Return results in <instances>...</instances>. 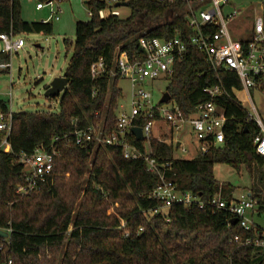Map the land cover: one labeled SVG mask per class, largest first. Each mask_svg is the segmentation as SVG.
<instances>
[{"label":"trees","instance_id":"trees-1","mask_svg":"<svg viewBox=\"0 0 264 264\" xmlns=\"http://www.w3.org/2000/svg\"><path fill=\"white\" fill-rule=\"evenodd\" d=\"M127 1L131 12L126 18H101L105 3L86 2L92 16L77 21L73 42L64 39L73 54L57 113H13L11 151L0 148V231L11 229L9 238L0 235V264H264V250L234 242L236 236L253 237L255 230L244 231L239 221L233 224L236 217L228 210L174 204L154 214L163 204L151 197L161 180L147 170L143 157L127 159L118 145L76 144V129L100 124L105 134L117 130L123 92L109 72L118 52L141 56L142 36L169 39L180 32L185 43L191 42L193 31L183 10L195 0ZM3 33L52 34L53 23L26 21L21 0H0ZM100 59L106 73L95 78L91 67ZM10 64L11 53L0 50V66L6 65L0 73ZM168 80L166 91L185 118L213 101L226 123L223 144L201 153L196 142L197 154L191 158L177 155V143L153 137L151 156L164 178L206 203L214 197L231 202L237 186L217 180L215 165L226 164L238 174L245 169L251 179L246 191L257 201L254 211L264 213V157L254 143L260 129L248 121L247 109L233 90L241 88L238 77L225 69L214 71L205 54L189 45ZM215 85L228 94L211 98L205 89ZM0 109L9 110L1 99ZM143 121L138 117L134 125L140 127ZM189 134L194 137L193 131ZM128 138L146 152L145 142L133 133ZM41 146L57 151L53 171L37 192L22 197L17 187L24 181V167L17 156Z\"/></svg>","mask_w":264,"mask_h":264},{"label":"built area","instance_id":"built-area-1","mask_svg":"<svg viewBox=\"0 0 264 264\" xmlns=\"http://www.w3.org/2000/svg\"><path fill=\"white\" fill-rule=\"evenodd\" d=\"M33 2L34 0H29ZM62 0H39L36 10H49L45 23L58 21L62 14L60 3ZM105 8L99 10V16L105 18L107 15L119 16L120 12L115 4L127 0H101ZM172 2L173 0H159ZM233 0H195L190 1L183 10L188 20L189 27L193 31L190 44L182 40L180 32L173 38L162 39L156 37H140L139 48L141 56L131 58L127 52H118L115 60V68L109 72L110 79H125L132 85L131 110L127 112L122 103L117 112V130L111 134L103 132L102 125H89L85 128L76 129L74 132L77 145H86L94 142L98 145H118L122 148L123 155L127 159L143 157L147 163V170L160 176V184L153 190L151 197L163 201V204L152 210L154 214L160 209H168L174 204L190 206L197 204L203 209L206 205L216 209H226L240 222L246 232L255 230L253 237L241 238L236 236L234 242L241 246H254L264 250V230L255 225L248 213L255 210L257 201L253 200L248 193L235 197L231 202L212 198L207 203L201 201L190 191H180L177 186L164 178V173L156 159L151 156L150 149L141 152L128 138L132 127L138 117L144 119L142 128L145 146H150L153 137L155 122H165L172 131L177 134L190 127L193 131L198 150L201 153L208 151L209 147L222 145L224 142L223 128L226 123L225 116L213 101L200 104L196 113L185 118L180 107L172 99L166 103H155L152 94L142 88L145 81H153L161 78L169 79L173 74L174 64L185 57L189 45L201 50L214 71L225 69L235 74L241 84L243 91L249 101L248 121L254 122L260 129V134L255 138L256 152L264 157V120L261 111L254 102V93L264 97V8L261 15L254 18L250 35L244 39H235L231 34V24L241 13L235 6ZM92 9L88 8L89 16ZM0 40L4 43L3 51L8 53L18 52L25 47L23 39H16L15 35L0 34ZM142 50V51H141ZM1 65L0 68H5ZM93 77L105 75L106 67L102 59L95 62L91 67ZM211 97H219L227 93L221 85H215L205 89ZM228 94V93H227ZM163 96V95H162ZM13 111L0 109V148L5 152L11 151L9 136L12 130ZM161 141H166L165 139ZM178 150L188 153V150L179 144ZM57 154L55 149L46 150L43 146L38 147L32 153H21L18 155L19 162L24 167V181L17 187V193L29 196L37 192L46 183L54 168V159ZM124 226V224L122 225ZM142 230V229H141ZM8 233L11 229L7 230ZM128 232L125 236H128ZM11 260L8 264H11Z\"/></svg>","mask_w":264,"mask_h":264},{"label":"rangeland","instance_id":"rangeland-1","mask_svg":"<svg viewBox=\"0 0 264 264\" xmlns=\"http://www.w3.org/2000/svg\"><path fill=\"white\" fill-rule=\"evenodd\" d=\"M29 0H21L22 17L29 22L45 21L49 16V10H36V3ZM88 0H62L60 7L62 14L58 21H52L53 33H22L16 35V39H23L25 47L17 53H11L10 69L0 73V99L11 107L14 113L17 112H55L60 109V97L47 98L44 96V88L55 78L63 77L65 70L73 54V47L66 46L64 39L75 40V27L77 21L90 19ZM241 10V13L231 24V34L235 39H244L250 35L254 18L261 15L264 8V0H233ZM121 17L130 15L129 6L118 7ZM4 43L0 40V50H3ZM169 80L165 78L145 81L142 88L152 94L153 101L159 102L166 91ZM118 87L123 92L120 104L127 112L131 110L132 85L128 80L119 79ZM238 99L245 108H249V101L243 91L237 93ZM254 102L261 111L264 120V97L254 93ZM180 133H171L170 127L163 121H157L153 127V135L157 139L178 143L182 137ZM190 139H182L183 146L188 153L178 151L177 155L191 158L197 154V143L193 135ZM149 150V145L146 144ZM215 176L221 182H230L237 186L235 195L240 197L247 193L251 184L248 172L243 169L238 174L233 168L226 164L215 165ZM253 223L264 230V213L256 211L248 213Z\"/></svg>","mask_w":264,"mask_h":264},{"label":"water","instance_id":"water-1","mask_svg":"<svg viewBox=\"0 0 264 264\" xmlns=\"http://www.w3.org/2000/svg\"><path fill=\"white\" fill-rule=\"evenodd\" d=\"M121 6H129L128 1H120L115 4V7H121ZM142 51V50H141ZM68 85V78L63 76V77H57L55 78L49 85H47L44 88V96L47 98H55V97H60L61 93L65 91V88ZM171 95L168 91H165L163 93V96L160 99V103H166L171 100ZM131 132L136 136V139L139 141H144V136H143V131L142 128L140 127H132ZM179 142L176 145V150L179 147ZM238 222V218H234L232 220L233 224H236ZM0 235L9 238V233L6 231H0Z\"/></svg>","mask_w":264,"mask_h":264},{"label":"crops","instance_id":"crops-1","mask_svg":"<svg viewBox=\"0 0 264 264\" xmlns=\"http://www.w3.org/2000/svg\"><path fill=\"white\" fill-rule=\"evenodd\" d=\"M236 6V5H235ZM238 7V6H237ZM170 131H171V133L172 134H174V131H172L171 130V128H170ZM183 131H186V132H184L185 134L183 135V137L180 139V141H179V143H181V144H183V142H182V139L184 138V137H186V139H190V137H189V132L191 131V128L190 127H184V130ZM180 136V135H179ZM181 137V136H180ZM235 197H237L236 195H235Z\"/></svg>","mask_w":264,"mask_h":264}]
</instances>
